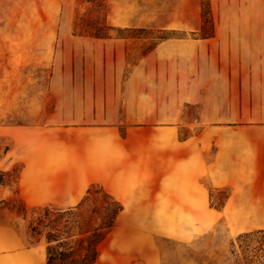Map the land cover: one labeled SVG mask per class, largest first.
Wrapping results in <instances>:
<instances>
[{
	"label": "crops",
	"instance_id": "0c3cea01",
	"mask_svg": "<svg viewBox=\"0 0 264 264\" xmlns=\"http://www.w3.org/2000/svg\"><path fill=\"white\" fill-rule=\"evenodd\" d=\"M102 1L108 35L45 32L67 36L60 39L67 57L49 64L51 114L66 116L53 128L76 133L65 143L81 150L68 151L75 171L67 163L66 179L81 181L66 190L93 183L104 190L223 189L233 184V147L247 150L246 177L264 190V28L203 33L201 0ZM149 19L156 21H137ZM186 19L197 21L181 25ZM131 30L169 34L142 51L149 38L121 32ZM120 125L124 137L115 132ZM46 248L45 238L31 240L8 222L0 264H47Z\"/></svg>",
	"mask_w": 264,
	"mask_h": 264
},
{
	"label": "rangeland",
	"instance_id": "374dc122",
	"mask_svg": "<svg viewBox=\"0 0 264 264\" xmlns=\"http://www.w3.org/2000/svg\"><path fill=\"white\" fill-rule=\"evenodd\" d=\"M106 11L102 0H0V236L10 222L13 232L23 228L31 240L45 238L48 228L39 235L29 229L45 209L55 212L48 216L56 218L55 234L75 233L82 222H100L107 195L122 210L98 246L99 264H263L264 190L246 177L247 150L230 149L233 184L219 190H104L96 183L66 190L67 182L74 189L81 181L66 179L67 163L75 171L68 151L81 150L65 143L76 133L53 128L66 116L51 114L49 64L67 57L60 43L67 36L45 32L74 27L80 34L108 35ZM201 13L203 33L214 26L264 28V0H201ZM121 32L148 37L142 51L169 34ZM115 132L127 134L123 125Z\"/></svg>",
	"mask_w": 264,
	"mask_h": 264
},
{
	"label": "trees",
	"instance_id": "16d2710c",
	"mask_svg": "<svg viewBox=\"0 0 264 264\" xmlns=\"http://www.w3.org/2000/svg\"><path fill=\"white\" fill-rule=\"evenodd\" d=\"M2 182L3 175L0 177V183ZM104 197L107 199L103 198V203L106 204L102 207L104 208L103 215L98 216L100 222L92 224L82 222L84 225H77L78 230L75 233H68L63 236L55 234L59 231L56 218L48 217L54 215L55 212L48 209H45L36 221L29 224L30 231L38 235L41 234L42 229L48 228L45 235L47 264H94L96 262L99 255L98 246L112 230L116 216L122 210L119 202L110 196ZM66 211L70 214L73 213L70 210ZM46 220L47 223L44 225ZM41 226L44 228L40 229Z\"/></svg>",
	"mask_w": 264,
	"mask_h": 264
}]
</instances>
